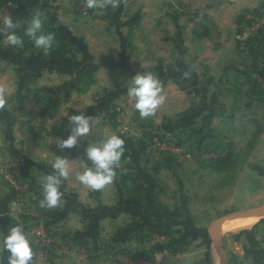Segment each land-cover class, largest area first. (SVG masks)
Instances as JSON below:
<instances>
[{
	"label": "crops",
	"instance_id": "0c3cea01",
	"mask_svg": "<svg viewBox=\"0 0 264 264\" xmlns=\"http://www.w3.org/2000/svg\"><path fill=\"white\" fill-rule=\"evenodd\" d=\"M11 6L19 14L33 15L37 10L46 18L52 14L56 26L67 31L65 37L77 44L83 39L86 47L85 54L78 53L77 58L54 60L35 47L13 49L0 41V156H20L27 162L39 199L41 181L53 171L51 162L57 155L67 157L69 176L60 189L64 195L58 210L70 232L92 229V244L97 248L94 256L33 253L30 264H117L101 255L100 245L109 234L114 240L124 237L136 243L140 252L153 256L155 264H223L213 237L218 239L216 228L209 241L194 231L189 233L190 222L167 217L148 220L154 209L148 206L152 196L160 198L164 191L158 180L163 162L145 169L138 163L137 152L124 150L116 178L100 191L81 184L77 175L88 163L84 156L87 144L112 134H124L133 139L134 146L144 147L142 135L149 131L174 127L192 138L193 132L207 131L223 120L232 127L237 116V122L256 127L254 134L264 139V44L256 50L254 43L239 45L235 37L242 13L264 10V0H123L116 10L91 9L89 17L81 15L79 0H12ZM193 64L199 71L184 78L183 73ZM83 70L89 78L86 86L80 77ZM139 72L153 73L165 97L146 118H140L134 100L127 95L130 79ZM33 92L40 100V114L35 120H26L16 106L21 94ZM80 112L92 116L94 125L78 146L59 149L57 142L71 133L68 116ZM211 144L231 148L235 142L214 138ZM214 154L212 151V157L204 161L214 160ZM193 157L173 162L180 164ZM223 157L225 154L215 159ZM135 181L144 187L139 195L146 196L147 203L137 205L138 196L129 186ZM152 183L156 189L149 188ZM181 201L184 208L187 202ZM161 204L170 213L180 208L179 202ZM16 207L15 193L0 176V234L6 235L15 225L21 227ZM138 216L142 218L137 222ZM148 222L160 229L154 234L145 232ZM228 232L219 236L226 264H264V219L245 230ZM200 246H207L209 254L204 248L199 250ZM8 255L0 252L3 264Z\"/></svg>",
	"mask_w": 264,
	"mask_h": 264
},
{
	"label": "rangeland",
	"instance_id": "374dc122",
	"mask_svg": "<svg viewBox=\"0 0 264 264\" xmlns=\"http://www.w3.org/2000/svg\"><path fill=\"white\" fill-rule=\"evenodd\" d=\"M82 4L86 6L85 1ZM81 15L83 17L91 16V9L87 8L85 14L83 10H81ZM41 16L43 21L47 24L48 18L43 17V15ZM54 21L56 23L55 18ZM66 32L65 29L62 30L64 36H67ZM78 45L79 49H86L83 39L81 42H78ZM77 55L75 58H77ZM87 83H89V78L84 79L82 85L86 86ZM34 105L37 106L36 103H34ZM17 113L22 115L26 120H35L40 114L39 111H34V114H27L26 112L23 113L18 110ZM235 119L236 124L232 127L223 120L222 123L216 125L214 128H209L207 131L198 130L197 132H193L192 138L189 137V134H185V131H176L174 127L172 129H170V127H165V129L149 131L146 135H142V139L145 141L144 147L137 145L134 146V148L130 147L128 149V152L134 154L135 152L138 153H136V158L139 159L138 163L142 168L147 169L150 164L151 166H155L157 162L164 163V168L159 175L160 179H158L160 186L164 188V191L160 198L159 196L156 198L153 197L154 195L152 196L150 204L148 205L154 208L153 212L150 213L151 219L143 217V220L148 219L154 221L155 218L158 220L161 217H167L171 220L181 219L185 223L190 222L191 226L189 233L194 231L193 234H200L209 239V236L212 234L211 231H213L219 223L234 219L238 216L224 219L225 217L236 212L250 210L264 205V139L260 138V136L257 137L254 134L257 133L256 127L251 125H241V123L237 122V116ZM150 132L151 134H149ZM157 134L167 136L174 141H178L180 138L184 151L189 153L190 156L193 154L194 157L190 159V161L181 162L179 164V162H173V160H175L174 157L163 156L152 147L151 137L152 135L155 136ZM149 135H151L150 138ZM205 137L206 139L208 137V141L206 142ZM214 138L224 140V142L232 141L235 142V145L231 148H215L214 145L211 144ZM192 140L194 141L192 142ZM252 143L253 146L251 147L250 144ZM211 150L214 151L216 156L218 155L219 157V155L223 156L225 154V157H223V160L215 159L216 156L214 154V160L219 162L211 164L209 161L206 163L204 160L212 157ZM1 156L5 160L18 163L22 162L28 167L23 173H21V176L20 174L18 175L19 180L24 182V184L27 183L30 190L25 192L20 198L21 200H18V203L20 202L24 204L27 209L35 214H39L41 220L48 224L54 234L56 231H62V242L71 243L75 245L77 249H83L82 247H85L84 249L87 251V255H96L95 249L97 248L92 244L94 232L89 228H84L82 229V233H72L65 225H63V217L58 208L47 210L40 207L41 199L36 195L39 192V189L37 190V187L33 184V178L31 177L30 172L31 168L27 162L20 156L13 155L8 158L3 155ZM166 158L168 160H164ZM162 159L164 161H159ZM132 162H134V164L136 163L133 159L131 163ZM123 171L124 168H121L120 172ZM138 182L139 181L129 183V186L133 187V190H135L136 196H139L140 189L144 188L142 185L140 186V183ZM138 186L139 188H137ZM149 188L156 189V185L153 186V184H149ZM181 200L187 202L184 203V208L181 206ZM145 202L147 203V199ZM159 202L165 205L166 203L174 205L175 202H179L180 208L174 209L170 213V211H165L161 207L162 204ZM142 208L146 209L147 206L143 205ZM263 212L264 211H260L252 214L257 215L255 216L256 219L252 225L230 230L228 233L237 232V230H245L246 228L254 226L259 220L261 221L264 219ZM141 218L142 216H138L137 222L140 221ZM144 229L145 232L154 234L160 228H154L153 225H147ZM113 234L115 233L113 232ZM113 236L114 235L111 236V234L107 235V241L104 239V243L100 245L102 250L101 255H104L105 258L115 260L117 264H131L132 260L139 259L140 257L147 259L151 257L153 258L152 255L140 252V247L136 245V243L133 244L129 239L127 240L124 237H120L117 239L118 241H116ZM219 238L218 235V240ZM210 240L212 241L213 239L210 237L209 241ZM150 246L152 247L153 244ZM202 248L205 249V254H209L207 246H200L198 249L201 250ZM212 248L214 254H216L218 262L221 263V256L214 243H212ZM56 252L60 251L56 250ZM76 252L81 253L80 251ZM33 253L38 254L36 251ZM50 253H54V251H46L38 255L45 257ZM62 256L68 255L62 254ZM123 256L130 257L131 259H124L125 262L118 259V257L122 259ZM151 261L155 264L154 259Z\"/></svg>",
	"mask_w": 264,
	"mask_h": 264
},
{
	"label": "clouds",
	"instance_id": "9594fccd",
	"mask_svg": "<svg viewBox=\"0 0 264 264\" xmlns=\"http://www.w3.org/2000/svg\"><path fill=\"white\" fill-rule=\"evenodd\" d=\"M122 2L123 0H85V5L94 10H116ZM43 24L44 21L37 10L27 23L23 35L33 42L36 49L47 53L53 47L56 35L44 31ZM17 27V22L9 14L0 21V34H7L4 42L13 49L22 48L24 44L23 37L15 31ZM193 71H199L197 65H189V70L183 73V77L189 78ZM161 91L159 79L151 72L137 73L130 79L127 87V95L134 100V108L139 112L140 118L153 115L164 103L165 97L161 95ZM2 104L3 101L0 100V106ZM68 122L71 125V133L57 142V147L61 150L78 146L80 138L87 135L95 123L92 116L84 112L68 116ZM124 145V139L116 134L87 144L84 156L88 163L77 175L78 181L93 191L103 190L112 184L117 175L116 169L120 166ZM51 168L53 171L41 181L40 207L47 210H54L61 204L64 193L60 189L69 176L67 157L57 155L51 162ZM4 251L9 253L7 264H30L33 256L32 241L20 226L15 225L6 235L0 234V252ZM0 264H3L2 259Z\"/></svg>",
	"mask_w": 264,
	"mask_h": 264
},
{
	"label": "built area",
	"instance_id": "2783aa9c",
	"mask_svg": "<svg viewBox=\"0 0 264 264\" xmlns=\"http://www.w3.org/2000/svg\"><path fill=\"white\" fill-rule=\"evenodd\" d=\"M12 0H0V21L6 15H11L17 24L19 25L22 16L16 11H13L11 6ZM80 1V9L83 10L84 14L86 13L87 7L82 3L85 0ZM82 4V5H81ZM6 33L0 34V41H5ZM236 40L238 43L245 45L251 40L264 37V10L263 9H251L242 13L241 18L238 23ZM27 108L37 111L38 108L36 105L27 104ZM152 147L154 150L160 152L163 156L166 157H189L190 155L184 151V148L181 143L178 141L171 140L169 137L164 135H155L152 138ZM28 167L22 162H14L5 160L0 156V176L3 178L5 183L13 190L16 195L17 207L16 211L21 218L22 225L21 228L27 233L32 241L33 252L36 251L39 254H42L46 251L59 250L61 254L70 255L76 251H80L83 254L87 255V251L83 249H77L75 245L71 243H64L61 239V232L51 231L48 224L41 220L39 214H35L26 208L22 203H18L21 197L25 192L29 191V185L19 180V175L23 173ZM118 259H131L130 257L123 256V258ZM153 259L142 258L132 260L131 264H152ZM154 264V263H153Z\"/></svg>",
	"mask_w": 264,
	"mask_h": 264
},
{
	"label": "trees",
	"instance_id": "16d2710c",
	"mask_svg": "<svg viewBox=\"0 0 264 264\" xmlns=\"http://www.w3.org/2000/svg\"><path fill=\"white\" fill-rule=\"evenodd\" d=\"M31 14H22L21 13V16H22V19L25 18L26 16L27 19H29L28 21H25L23 22V24L18 25L17 29L15 30L17 32L18 35H21L24 39V44H23V49H32L34 48V45H33V42L26 36L23 35L24 33V29L25 27L27 26V23L30 21L32 15L30 16ZM48 16V23L46 24H43V28H44V31L46 32H53L55 33L56 35V39L54 41V45L53 47L48 51V56H49V59H58V58H62V59H74L75 56L78 54V53H81V54H85L86 52V49L85 48H82V49H79V45L75 42H73L71 40L70 37H65L62 33V30L60 27L56 26V23L54 21V17L52 14H47ZM42 17V16H41ZM21 19V20H22ZM20 26V27H19ZM254 43L252 46H257V49L256 50H260V47H262V45L264 44V37H261V38H257V39H254V40H251L250 42L248 43ZM239 45H241L240 43H238ZM247 45V44H245ZM249 45V44H248ZM250 46V47H252ZM256 50L255 53H256ZM86 72L87 71H82L80 73V77H81V80H84L86 79L85 78V75H86ZM89 83H87L88 85ZM37 95L35 94V92H33L32 94L28 93V94H21L19 96V101H18V104L16 106V110L18 111H21L23 113H27V114H31L33 113L34 114V110H31V109H28L27 108V104L31 103V102H35L36 104H39L40 100L36 97ZM121 138L124 139L125 141V145H124V150L125 152L129 151L128 149L131 147V148H134V141L133 139L125 136L124 134H118ZM151 137V135H149V138ZM153 138V135L151 137V139ZM179 143L182 144V142L180 141V138H179ZM167 160V158H166ZM171 160V159H169ZM211 164H215L219 161L217 160H211L210 161ZM140 173V172H139ZM153 184V183H152ZM139 188V186L137 187ZM141 192V191H139ZM137 201V205H140L141 203H146V196L144 195H139L137 198H135ZM62 214V213H61ZM148 224L151 226L152 224H150L148 222ZM156 228V227H154ZM136 229V228H135ZM92 230V229H91ZM118 241V240H116Z\"/></svg>",
	"mask_w": 264,
	"mask_h": 264
},
{
	"label": "bare ground",
	"instance_id": "6f19581e",
	"mask_svg": "<svg viewBox=\"0 0 264 264\" xmlns=\"http://www.w3.org/2000/svg\"><path fill=\"white\" fill-rule=\"evenodd\" d=\"M259 214H261V213H259ZM255 216H257V215H243V216L235 217L234 219H231V220L221 222L217 225L216 232H217V234L219 232V236H223V234H225L226 232H228L230 230L250 226L255 222V219H256ZM218 258H220V257H218Z\"/></svg>",
	"mask_w": 264,
	"mask_h": 264
},
{
	"label": "water",
	"instance_id": "95a60500",
	"mask_svg": "<svg viewBox=\"0 0 264 264\" xmlns=\"http://www.w3.org/2000/svg\"><path fill=\"white\" fill-rule=\"evenodd\" d=\"M260 211H264V205L259 206L257 208L250 209V210H245V211L233 213V214L229 215L228 217H225L224 219L232 217V216L252 215V214H255V213L260 212ZM10 228H9V230H10ZM213 237H214L215 243L217 245V248H218L219 252L221 253V256L223 259V264H226L223 248H222L219 240L216 238L215 234H213Z\"/></svg>",
	"mask_w": 264,
	"mask_h": 264
}]
</instances>
